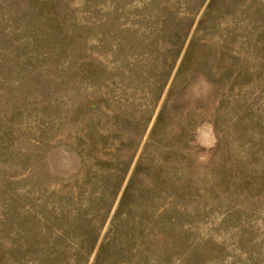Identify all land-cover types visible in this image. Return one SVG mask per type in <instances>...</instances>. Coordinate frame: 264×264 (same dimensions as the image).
<instances>
[{
  "label": "rangeland",
  "instance_id": "obj_1",
  "mask_svg": "<svg viewBox=\"0 0 264 264\" xmlns=\"http://www.w3.org/2000/svg\"><path fill=\"white\" fill-rule=\"evenodd\" d=\"M0 264H264V0H0Z\"/></svg>",
  "mask_w": 264,
  "mask_h": 264
}]
</instances>
